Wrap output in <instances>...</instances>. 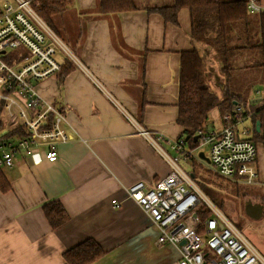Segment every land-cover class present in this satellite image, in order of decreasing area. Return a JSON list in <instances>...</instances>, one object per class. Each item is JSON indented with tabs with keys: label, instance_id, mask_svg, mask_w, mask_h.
<instances>
[{
	"label": "crops",
	"instance_id": "1",
	"mask_svg": "<svg viewBox=\"0 0 264 264\" xmlns=\"http://www.w3.org/2000/svg\"><path fill=\"white\" fill-rule=\"evenodd\" d=\"M9 1L0 0V5ZM171 4L173 0L139 3ZM59 31L92 78L78 68L62 83L57 75L36 86L68 119L70 140L58 146L56 162H49L41 150L19 154L13 168L3 169L10 189L0 191V264H68L64 254L88 239L105 251L93 264H132L136 254L150 255L158 231L127 199L126 190L137 182L154 187L170 167L128 116L136 121L145 101L141 127L153 136L162 132L178 137L194 94L189 87L180 88L181 53L196 48L212 64L213 52L191 41L187 9L173 25L144 10L101 17L97 0H74ZM217 126H224L221 119ZM252 127L253 116H248L237 130L247 129L252 137ZM256 167L263 182L264 153L258 154ZM51 201L61 202L70 217L56 230L43 212ZM159 264L169 261L163 258Z\"/></svg>",
	"mask_w": 264,
	"mask_h": 264
},
{
	"label": "built area",
	"instance_id": "2",
	"mask_svg": "<svg viewBox=\"0 0 264 264\" xmlns=\"http://www.w3.org/2000/svg\"><path fill=\"white\" fill-rule=\"evenodd\" d=\"M31 2L11 0L0 5V119L5 131L22 128L28 134L0 142L2 169L13 168L19 154L41 150L49 162L58 160V146L70 140L69 122L37 93L36 86L59 75L67 61L91 75ZM247 10L251 15H264V0H247ZM254 98L264 105V85L256 88ZM128 118L170 167V173L154 187L137 182L126 190L127 199L139 206L157 229V247H170L178 256L169 264H264V256L205 195L193 174L179 164L183 156L204 161L199 153L207 148V166L219 177L235 183L264 184L256 167L257 144L250 139L249 130H237L245 118L223 115L224 126L219 130L217 117L210 112L197 132L199 146L194 150L178 137L162 132L153 136ZM161 144L174 154L170 156Z\"/></svg>",
	"mask_w": 264,
	"mask_h": 264
},
{
	"label": "trees",
	"instance_id": "3",
	"mask_svg": "<svg viewBox=\"0 0 264 264\" xmlns=\"http://www.w3.org/2000/svg\"><path fill=\"white\" fill-rule=\"evenodd\" d=\"M74 0H33L31 6L39 17L62 39L59 25L63 20V14L73 7ZM182 9L189 11L192 42L205 45L219 61V72L225 79L224 90L219 95L213 92L209 86L210 76L207 74L206 57L194 48L191 51L181 53L179 83L180 88L189 87L193 90V102L187 119L181 122V132L178 139L185 146L194 150L199 146L194 142L197 132L202 128L210 112L218 117L239 114L241 118L253 116L252 137L254 143H262L264 146V105L261 102L253 103L255 98H245L242 92L233 90L229 83L233 65L238 53L246 50L259 51L262 58L261 66L264 67V15L258 16V28L255 30L253 21L247 10V0H173L171 5H145L141 7L133 0H97V14L101 17L115 16L118 13L144 10L148 14H159L166 23L178 25V14ZM256 31L260 40L251 42V36ZM64 42V41H63ZM74 55L78 57L74 53ZM80 59V58H79ZM77 66L67 61L63 71L59 74L60 82ZM146 60L143 59L140 68L144 76ZM237 103V105H235ZM146 102L143 101L140 115L136 121L142 125ZM240 108V111L237 109ZM1 113V111H0ZM259 126V130L257 129ZM5 131V124L0 119V142L15 137H23L28 134L20 128L15 131ZM195 166V159H191ZM193 176L195 174L193 173ZM201 188V187H200ZM10 183L0 168V191L7 192ZM202 189V188H201ZM202 190L205 191L203 188ZM44 215L51 228L56 230L70 221L65 208L59 201H51L43 206ZM105 256V251L93 239H88L64 254L68 264H93Z\"/></svg>",
	"mask_w": 264,
	"mask_h": 264
},
{
	"label": "rangeland",
	"instance_id": "4",
	"mask_svg": "<svg viewBox=\"0 0 264 264\" xmlns=\"http://www.w3.org/2000/svg\"><path fill=\"white\" fill-rule=\"evenodd\" d=\"M133 1L136 4L149 3V0ZM250 19L255 23V30H257L258 15L250 14ZM62 39L66 42L64 37ZM259 40L260 36L255 31L251 36V42L257 43ZM212 54L214 59L217 60L215 52ZM238 54L233 65L234 71L229 85L233 90L242 92L244 97L248 99L254 96L255 88L260 82L264 81V67L261 66L262 58L259 51L246 50ZM207 62L206 67L209 69V71L207 69V72L210 73V89L221 95L225 86L221 90L222 88L218 85H224L225 79L219 72L220 63L219 61L217 63L212 62V64H209V61ZM212 67H214L213 71H211ZM216 117L220 120L218 115ZM161 146L170 156L174 154L166 145L161 144ZM200 152H203L205 156L208 154L207 148H202ZM262 152L264 153V149L262 144L259 143V157L263 154ZM202 162L204 165L196 160L194 166L191 159L183 156L179 164L187 173L195 174L194 180L202 189H205V191L203 190L205 195L234 222L248 241L264 256V184L248 185L223 179L214 173L204 161ZM147 253L146 251L143 254H136L132 258L134 260L132 264H141L147 257L151 259L147 264H159L163 258L173 263L178 258L174 250L159 248L155 243L153 249L149 251V256H147Z\"/></svg>",
	"mask_w": 264,
	"mask_h": 264
},
{
	"label": "water",
	"instance_id": "5",
	"mask_svg": "<svg viewBox=\"0 0 264 264\" xmlns=\"http://www.w3.org/2000/svg\"><path fill=\"white\" fill-rule=\"evenodd\" d=\"M218 86H219L220 88H222L221 90H223V87H224L223 84L218 85ZM252 102H253V103H258V102H259V99H254ZM235 105H237V103H235ZM257 129L259 130V126H258ZM6 133H7V131H4V132L2 133V135L6 134ZM198 139H199V137L196 136V137L194 138V142H198ZM199 157H200L202 160H205L206 162L209 163L208 158L205 156V154H204L203 152L199 153ZM191 176L193 177V175H191Z\"/></svg>",
	"mask_w": 264,
	"mask_h": 264
}]
</instances>
